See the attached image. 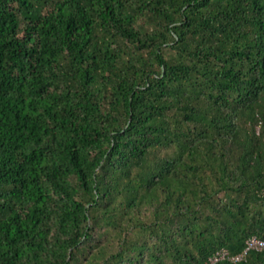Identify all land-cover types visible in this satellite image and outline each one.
<instances>
[{
	"label": "trees",
	"instance_id": "16d2710c",
	"mask_svg": "<svg viewBox=\"0 0 264 264\" xmlns=\"http://www.w3.org/2000/svg\"><path fill=\"white\" fill-rule=\"evenodd\" d=\"M264 0H0V264H264Z\"/></svg>",
	"mask_w": 264,
	"mask_h": 264
},
{
	"label": "built area",
	"instance_id": "2783aa9c",
	"mask_svg": "<svg viewBox=\"0 0 264 264\" xmlns=\"http://www.w3.org/2000/svg\"><path fill=\"white\" fill-rule=\"evenodd\" d=\"M250 248H255V249H264V238H260L257 236H252L247 240V246L243 250V252L238 253L235 256H232V259H241L242 256H244L245 252L250 249ZM227 255V250L226 249H221L217 251L214 255L210 256L208 261L203 263V264H215L217 260L225 257Z\"/></svg>",
	"mask_w": 264,
	"mask_h": 264
}]
</instances>
